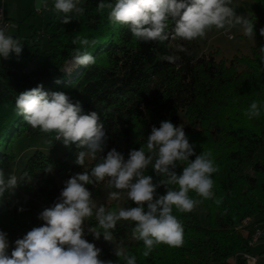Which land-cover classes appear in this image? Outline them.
<instances>
[{"label": "trees", "instance_id": "16d2710c", "mask_svg": "<svg viewBox=\"0 0 264 264\" xmlns=\"http://www.w3.org/2000/svg\"><path fill=\"white\" fill-rule=\"evenodd\" d=\"M257 1L264 10V4ZM99 2L84 0L83 15L67 24L61 21L62 13L51 14L21 42L23 52L19 59L13 54L6 64H0V168L5 171L16 159L13 148L16 137L42 134L15 111L19 92L41 83L45 91H63L73 102L80 101L85 113L98 112L107 136L102 155L116 148L127 159L130 150L146 147L153 125L159 127L162 120H171L174 125L184 126L196 154L211 151L219 168L212 177L213 191L222 202L203 200L199 204L205 211L204 224L199 222L195 209L181 213L173 207V215L184 228L182 247L159 244L144 257L143 242L132 235L135 222L121 220L113 233L117 248L123 247L135 255L137 264H247L239 252L251 249L246 245L250 227L239 225L245 218L251 219L250 225L264 220V108L258 118L249 119L244 114L254 100L264 104V63L260 60L264 40H260L254 18L247 16L253 20L259 40L250 47V52L217 58V47L204 52L197 39L175 38L171 21L169 40L163 44L139 41L126 26L111 24L107 9L98 13ZM259 22L264 27V14ZM78 35L98 41L88 48L96 62L87 68L76 66L67 73L65 65L79 47L72 43ZM179 46L190 54L178 51ZM170 54L179 57L174 64L164 60ZM180 113L185 118L183 124ZM77 151L75 144L63 145L58 156L39 149L33 151L16 175L19 178L28 173L20 181V191L50 206L63 189L64 181L84 170L74 163ZM189 159L194 160L195 156ZM95 163L88 157L84 168ZM48 164L53 165L51 173L44 171ZM183 166L186 165H178L176 171L181 172ZM146 174L159 179L151 167ZM106 183L107 178L96 186L86 185L92 199L100 190L107 189ZM157 192L163 195L164 187ZM189 196L203 199L191 190ZM100 204L117 209L114 201L97 206ZM135 206L127 197L123 200L122 208ZM18 209L6 194L0 203V222L17 224L22 212ZM86 224L93 227L97 222L92 217ZM85 234L92 235L87 230ZM13 247H9V255ZM101 249V259L118 261L114 248Z\"/></svg>", "mask_w": 264, "mask_h": 264}, {"label": "clouds", "instance_id": "9594fccd", "mask_svg": "<svg viewBox=\"0 0 264 264\" xmlns=\"http://www.w3.org/2000/svg\"><path fill=\"white\" fill-rule=\"evenodd\" d=\"M260 2L264 4V0ZM231 4L232 0H100L96 10L103 13L107 9L111 24L126 26L134 38L145 43L163 44L169 40V21L174 25V37L185 41L204 37L212 27L231 29L236 25L242 27L244 36L252 37L253 20L238 15ZM44 10H49L47 4ZM51 11L62 13L61 21L67 24L83 15L85 10L80 6V0H54ZM8 28V25L0 26V57L8 60L14 54L19 59L23 44L8 32ZM259 34L264 37V27L259 29ZM72 43L79 45L72 57L76 66L87 68L95 64V56L88 48L96 46L97 40L78 35ZM177 50L188 53L182 46ZM260 53L264 63V45L260 47ZM178 59L174 54L164 57L173 64ZM55 82L60 83V80ZM262 108L264 104L254 100L244 114L249 119L258 118ZM15 111L32 129L38 128L42 133L55 132V141H61L65 146L75 144L78 151L74 163L84 170L64 181L56 200L39 213L38 218L44 223L16 239L10 255L8 234L0 230V264H137V257L123 247L114 248L118 261L101 259L102 249L84 238L85 222L94 217L97 224L88 227L87 232L94 240H100L102 235L104 241L111 243L118 221L135 222L133 238L143 242L142 255L148 257L159 244L174 248L183 246L184 228L173 215V207L181 213H189L203 200L222 202V198H215L213 191L212 177L219 168L211 151L196 154L184 126L174 125L171 120H162L159 127L153 125L146 147L130 150L125 159L116 148L102 155L107 136L100 115L97 111L85 113L81 102H73L63 91L48 92L42 83L38 84L19 92L15 98ZM46 143L53 144L52 140ZM193 155L195 159L190 160ZM88 157L96 163L85 169ZM178 165L186 166L178 173ZM149 167L159 179L146 174ZM44 171L51 173L53 165L48 164ZM27 176L25 172L19 178L15 174L6 177L0 168V203L6 194L14 196L20 181ZM106 178L110 199L118 200L121 192L126 191L128 200L136 206L107 209L103 204H94L86 185L96 186ZM174 185L178 188H173ZM161 186L165 189L163 195L157 192ZM190 190L203 199L190 197ZM18 211H24L23 207Z\"/></svg>", "mask_w": 264, "mask_h": 264}, {"label": "rangeland", "instance_id": "374dc122", "mask_svg": "<svg viewBox=\"0 0 264 264\" xmlns=\"http://www.w3.org/2000/svg\"><path fill=\"white\" fill-rule=\"evenodd\" d=\"M83 1L84 0H80V6H82ZM231 6L238 15L252 16L255 20L257 31L259 33V29L263 27L259 22V19L263 16L264 10H262L257 0H232ZM259 37L260 40H264V37L260 34ZM258 40L259 38L255 34V31L253 32L252 37L244 36L240 25H236L231 29H216L215 27H212L206 32L204 37L197 38V41L200 44V49L204 52L214 49L215 47L219 48V53L216 55L217 58H230L237 52L249 53L250 47L256 44ZM75 68L76 65L73 59H71L66 63L64 70L69 73V71L71 72ZM179 118L180 124H183L185 118L182 113L179 114ZM48 140H52L53 144L46 143ZM63 145L64 144L61 141H55V132L42 134L33 133L30 136L16 137L13 141L16 159L6 166L7 168L4 171L5 176L7 177L9 174L17 175L23 167L26 157H28L33 151L39 149L46 154L58 156L62 152ZM108 191V189L100 190L99 195L92 199L93 203L98 205V203L101 202L109 203L114 201L116 202L117 209L122 208V203L127 197V193L121 192L118 200H112L108 196ZM10 202L17 208H24V211H22L17 218V224L0 222V230H3L8 234L10 246H14V241L16 239L22 238L23 235H25L33 227L41 226L44 223V221L39 219L38 216L45 207H48V205H45L34 197L23 193L20 191L19 187H17L15 195L10 197ZM195 213L199 222L204 224L205 211L198 205L195 208ZM84 227L86 231L88 228L86 222ZM84 238L89 242H94L99 248H117L119 246L114 237L112 243L104 241L102 235L100 240H94L93 235L89 237L86 234ZM211 264L219 263L211 262Z\"/></svg>", "mask_w": 264, "mask_h": 264}, {"label": "crops", "instance_id": "0c3cea01", "mask_svg": "<svg viewBox=\"0 0 264 264\" xmlns=\"http://www.w3.org/2000/svg\"><path fill=\"white\" fill-rule=\"evenodd\" d=\"M45 4L49 9L47 11L44 10ZM53 5L54 1L52 0H0V6L3 8L6 17L15 26L9 27L8 32L19 38L21 42L30 32L41 27L51 14L56 13L51 11ZM38 8L39 11H37ZM7 61L0 57V64H6ZM259 225L264 232V220H261ZM249 250L256 257V264H264V234Z\"/></svg>", "mask_w": 264, "mask_h": 264}, {"label": "built area", "instance_id": "2783aa9c", "mask_svg": "<svg viewBox=\"0 0 264 264\" xmlns=\"http://www.w3.org/2000/svg\"><path fill=\"white\" fill-rule=\"evenodd\" d=\"M0 12H2V17H0V26L8 25L9 27H11L13 23L11 22V20H9L6 17L3 8H1V6H0ZM37 33H40V31H37ZM250 224H251V219L245 218L239 225L240 228H248V226L250 227V236H248L249 238L246 242V245L249 248L253 247L264 234L263 229L261 228L259 223H255L253 225ZM239 255L245 260L247 264H256V257L250 251L243 250L239 252Z\"/></svg>", "mask_w": 264, "mask_h": 264}]
</instances>
